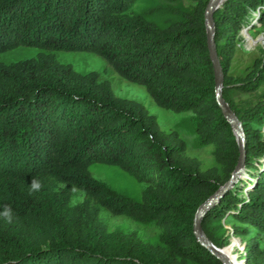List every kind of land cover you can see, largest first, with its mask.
<instances>
[{
    "label": "trees",
    "instance_id": "obj_1",
    "mask_svg": "<svg viewBox=\"0 0 264 264\" xmlns=\"http://www.w3.org/2000/svg\"><path fill=\"white\" fill-rule=\"evenodd\" d=\"M208 2L0 0V52L45 50L0 61V264H224L193 231L198 206L239 157L216 100ZM214 22L221 93L243 125L246 154L202 227L236 264H264V49L245 74L231 73L241 30L264 25V0H225ZM57 50L99 54L158 105L193 112L178 127L197 135L196 146H213L214 164L204 167L178 129L162 130L141 102L60 62ZM95 164L145 184L140 197L94 176ZM105 213L155 233L112 227Z\"/></svg>",
    "mask_w": 264,
    "mask_h": 264
},
{
    "label": "rangeland",
    "instance_id": "obj_2",
    "mask_svg": "<svg viewBox=\"0 0 264 264\" xmlns=\"http://www.w3.org/2000/svg\"><path fill=\"white\" fill-rule=\"evenodd\" d=\"M189 1L186 0V2ZM261 49H264V25H258L254 29L248 28L246 30L243 28L240 32L238 49L233 61L231 73L233 75L245 74L247 67L252 65L255 58L261 55ZM43 51L45 50L40 47L21 45L14 49L0 52V61L6 63L16 62L26 58L36 57ZM53 53L60 62L72 65L78 72H98L102 80L110 81L116 95L141 102L151 114L157 117L162 130L171 131L178 129L187 142L188 154L198 157L204 167L214 164L212 154L213 146H196L197 135L190 133L183 127H178V124L192 116L193 112H175L158 105L145 86L123 78L99 54L91 51L67 50H57L53 51ZM91 170L97 178L107 181L121 191H127L139 197L145 185L138 182L117 166L95 164L91 167ZM104 216L112 227L122 225L132 229H139L145 235H153L155 233L153 228L139 226L125 216H113L108 213H105ZM237 239L239 240V245L235 247V252L240 256V253L243 252V241L239 237Z\"/></svg>",
    "mask_w": 264,
    "mask_h": 264
},
{
    "label": "water",
    "instance_id": "obj_3",
    "mask_svg": "<svg viewBox=\"0 0 264 264\" xmlns=\"http://www.w3.org/2000/svg\"><path fill=\"white\" fill-rule=\"evenodd\" d=\"M225 0H209L206 10H205V23L207 27V44L209 48V53L211 60L214 66L215 72V92L216 100L220 106L224 117L230 123L234 134L236 135L238 146H239V157L237 164L231 174L230 179L215 193L209 196L204 202H202L195 214L193 219V231L197 240L206 248H208L213 255L219 258L224 264H231L229 259L223 254L220 247H217L213 242L206 236L203 227H202V218L206 212L212 208L219 198L222 196L223 192L227 190L232 184L237 180L241 175L244 164H245V146H246V135L243 128V125L237 116L236 112L228 105L225 99L222 96L221 90L223 86V72L221 64L217 55L216 45H215V22H214V13L221 6ZM246 264V259H243Z\"/></svg>",
    "mask_w": 264,
    "mask_h": 264
},
{
    "label": "clouds",
    "instance_id": "obj_4",
    "mask_svg": "<svg viewBox=\"0 0 264 264\" xmlns=\"http://www.w3.org/2000/svg\"><path fill=\"white\" fill-rule=\"evenodd\" d=\"M40 188V184L38 182H36L35 180L32 183V189L33 190H38ZM4 216L6 217V219L8 220V222H11L12 217L9 211H5Z\"/></svg>",
    "mask_w": 264,
    "mask_h": 264
},
{
    "label": "bare ground",
    "instance_id": "obj_5",
    "mask_svg": "<svg viewBox=\"0 0 264 264\" xmlns=\"http://www.w3.org/2000/svg\"><path fill=\"white\" fill-rule=\"evenodd\" d=\"M221 251H222L223 254L229 259V261L231 262V264H236V263H235V260H233L229 254H227V253H226L225 251H223V250H221Z\"/></svg>",
    "mask_w": 264,
    "mask_h": 264
},
{
    "label": "built area",
    "instance_id": "obj_6",
    "mask_svg": "<svg viewBox=\"0 0 264 264\" xmlns=\"http://www.w3.org/2000/svg\"><path fill=\"white\" fill-rule=\"evenodd\" d=\"M244 29H246V30H247V29H248V27H245ZM243 246H244V244H243ZM243 246H242V250H243Z\"/></svg>",
    "mask_w": 264,
    "mask_h": 264
}]
</instances>
